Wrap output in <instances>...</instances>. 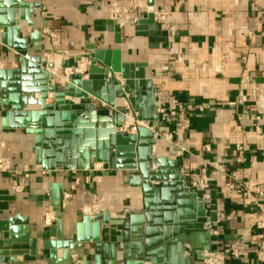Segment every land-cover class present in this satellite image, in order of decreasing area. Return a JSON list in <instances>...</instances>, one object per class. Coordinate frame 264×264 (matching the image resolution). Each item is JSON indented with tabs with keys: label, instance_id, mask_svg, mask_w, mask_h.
Listing matches in <instances>:
<instances>
[{
	"label": "crops",
	"instance_id": "crops-1",
	"mask_svg": "<svg viewBox=\"0 0 264 264\" xmlns=\"http://www.w3.org/2000/svg\"><path fill=\"white\" fill-rule=\"evenodd\" d=\"M25 1L40 3L32 15L34 28L41 32L38 53L49 60L51 51L60 59L81 55L87 63V44L120 47L124 61L146 63L157 102L167 104L174 98L190 106L187 133L173 143L157 138L154 152L180 159L185 179L197 174L221 189L210 252L223 257L220 264H264V226H257L264 223V0H154V11L165 10L170 16L168 29L156 23L165 31L157 46L148 36L134 33V19L146 16L147 0ZM109 1L129 9L123 15L120 42L109 30ZM25 29L22 35L27 36L30 28ZM12 54L0 44V66ZM59 81L61 85L63 79ZM242 96L245 101L239 102ZM5 109L0 106V117ZM174 122L173 117L158 120L152 130L164 134ZM32 141L23 130L0 124V157L9 160L11 169L0 170V189L14 196L0 218L16 213L28 218L30 235L38 241L36 260L29 264H50L41 227L53 221L48 206L51 182L62 183L66 235L81 215L98 209V196L110 199L100 200L98 207L113 215L142 210L141 191L124 185L122 172L104 175L106 166L97 163L91 171H43L33 166ZM236 143L244 147L243 162L236 161ZM232 181L235 188L227 190ZM14 183L22 184L20 191L13 189ZM234 249L237 255L231 254Z\"/></svg>",
	"mask_w": 264,
	"mask_h": 264
},
{
	"label": "water",
	"instance_id": "water-1",
	"mask_svg": "<svg viewBox=\"0 0 264 264\" xmlns=\"http://www.w3.org/2000/svg\"><path fill=\"white\" fill-rule=\"evenodd\" d=\"M39 7V2L0 0V44L13 53L9 61L14 63L0 66V106L6 108L1 127L32 136L35 168L91 171L95 163L104 164V175L120 171L123 184L142 194L140 212L113 215L103 208L87 212L68 236L62 183H49L53 221L41 227V234H47L42 244L50 264L204 262L219 216L217 200L223 194L216 185L190 188L180 159L155 154L157 133L150 124L158 115L146 63L124 61L120 47L93 44L85 45L87 63L81 55L60 59L52 51L47 53L49 60L38 53L41 32L34 28L32 15ZM108 24L120 42L121 27L112 19ZM25 28H30L27 36L22 35ZM134 33L148 36L153 46L163 41L165 31L154 20V0H147L146 16L137 20ZM127 114L143 122L134 133L122 129ZM13 198L0 189V212L8 211ZM28 221L19 213L0 218V264L36 260L38 241L30 235Z\"/></svg>",
	"mask_w": 264,
	"mask_h": 264
},
{
	"label": "built area",
	"instance_id": "built-area-1",
	"mask_svg": "<svg viewBox=\"0 0 264 264\" xmlns=\"http://www.w3.org/2000/svg\"><path fill=\"white\" fill-rule=\"evenodd\" d=\"M129 12L127 7H123L116 3V1H109V18L115 21L120 27L121 24L124 23L123 15ZM138 19H134V22H137ZM154 20L155 23L164 26V28L168 29L170 25V16L165 10L154 11ZM227 56V55H226ZM168 103H164L163 101L156 100L155 102V112L158 115V120H165L168 117H173L175 119L174 125L172 129L166 133L164 136L166 140H171L169 143H173V141L178 138L184 136L187 131L189 130V119L187 117V112L190 109L189 105H183L178 102L174 98H168ZM245 101V97L242 96L239 99V102ZM127 106V105H126ZM136 121L132 124L131 129L135 130L136 128ZM254 129L256 132H260L259 126L255 125ZM235 151L237 153L236 161L243 162V152L244 147L243 145L236 143L235 144ZM177 153L180 155L181 150H178ZM10 167L9 163L5 162L4 160L0 159V170H8ZM189 186L193 189H205L209 185L206 178L199 176L197 174H187ZM15 185V184H14ZM236 186L235 182H231L227 184V190L234 189ZM13 189L16 191L18 187L15 185ZM257 194H260V191L255 190ZM204 197H208L207 194H204ZM258 227H263V222H257ZM216 233V232H214ZM232 255H237L236 249L232 250ZM222 256L219 254H211L209 253L204 261H207V264H220L222 261Z\"/></svg>",
	"mask_w": 264,
	"mask_h": 264
},
{
	"label": "rangeland",
	"instance_id": "rangeland-1",
	"mask_svg": "<svg viewBox=\"0 0 264 264\" xmlns=\"http://www.w3.org/2000/svg\"><path fill=\"white\" fill-rule=\"evenodd\" d=\"M14 65V63L12 62V61H8V62H6V63H3V67L4 66H13ZM123 107H124V109H127V110H129V108H127V106L125 105V104H123ZM134 117V116H133ZM130 121H132V120H129V122ZM135 122V121H134ZM134 122H132V124H134ZM156 123V122H155ZM132 124H130L127 128H124L125 129V131H127V132H130V130H131V127H132ZM137 125V124H136ZM150 126H151V128H153L154 127V123H151L150 124ZM158 135H157V138H161V139H164V140H166V138H165V136H164V134H160L159 132L157 133ZM166 141H168V143L169 142H171V140H166ZM0 159H2V160H4L5 162H7V163H9V165H10V162H9V160L8 159H6V158H4V157H0ZM27 165H25L24 167H23V169L25 170H27ZM8 170L10 171L11 169H10V167L8 168ZM8 170H2V171H8ZM185 179V178H184ZM185 181H186V183L189 185V181L187 180V179H185ZM17 187H18V189L16 190V191H20L21 190V185L22 184H19V183H14ZM15 185H12L13 187L15 186ZM100 200H104V201H108V200H110L109 198H105V197H100V196H98V198L95 200V203H94V208H98L99 209V207H98V202L100 201ZM93 206V205H92ZM96 206V207H95ZM92 208V207H91Z\"/></svg>",
	"mask_w": 264,
	"mask_h": 264
},
{
	"label": "bare ground",
	"instance_id": "bare-ground-1",
	"mask_svg": "<svg viewBox=\"0 0 264 264\" xmlns=\"http://www.w3.org/2000/svg\"><path fill=\"white\" fill-rule=\"evenodd\" d=\"M124 104H126V105H128L127 104V102H125L124 101ZM132 118L134 119V120H136L132 115H130V114H127L126 115V117H125V122H124V125L122 126V129H124V128H127L129 125H128V122H129V120H132ZM137 121V126H141V125H143V122L142 121H138V120H136ZM131 122V121H130ZM136 126V127H137ZM136 131V128H135V130H133V128L130 130V133H134ZM153 149H154V147H153ZM161 156H163V155H161ZM160 157V156H159Z\"/></svg>",
	"mask_w": 264,
	"mask_h": 264
}]
</instances>
